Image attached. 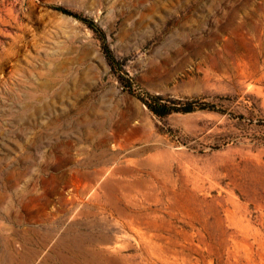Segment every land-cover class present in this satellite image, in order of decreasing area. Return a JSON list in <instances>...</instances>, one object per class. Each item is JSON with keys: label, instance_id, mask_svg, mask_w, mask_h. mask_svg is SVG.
<instances>
[{"label": "rangeland", "instance_id": "1", "mask_svg": "<svg viewBox=\"0 0 264 264\" xmlns=\"http://www.w3.org/2000/svg\"><path fill=\"white\" fill-rule=\"evenodd\" d=\"M0 264H264V0H0Z\"/></svg>", "mask_w": 264, "mask_h": 264}, {"label": "trees", "instance_id": "2", "mask_svg": "<svg viewBox=\"0 0 264 264\" xmlns=\"http://www.w3.org/2000/svg\"><path fill=\"white\" fill-rule=\"evenodd\" d=\"M56 8H57L58 10H61V11L65 12V13H67V14H72V15H74V16H76V17L82 19V20H84V21L87 22L91 27H93V28H95V29L98 28L97 25L94 23V21L91 20V19L85 18V17H83V16H81V15H79V14H76V13H74V12H72V11H70V10L64 8V7H61V6H56ZM106 50H107V53H108L110 59H111V60H114L111 51H110L108 48H106ZM150 99H151V102H148L149 107H150L155 113H157V114H159V115H165V114L169 113V112L173 109V108H171L170 106H168L167 104L162 103V102H161L162 98H161L160 96H151ZM192 109H193V106H190V107H188V108H185L184 110H185V111H191Z\"/></svg>", "mask_w": 264, "mask_h": 264}]
</instances>
